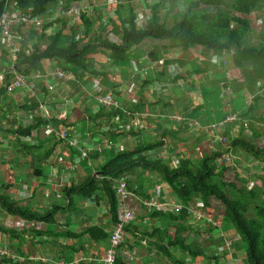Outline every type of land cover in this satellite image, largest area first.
<instances>
[{
	"label": "crops",
	"instance_id": "obj_1",
	"mask_svg": "<svg viewBox=\"0 0 264 264\" xmlns=\"http://www.w3.org/2000/svg\"><path fill=\"white\" fill-rule=\"evenodd\" d=\"M107 1L98 0L96 2V4L102 5L101 11H107ZM116 2L118 3V0ZM83 3L88 5V1ZM118 6H114L112 9H116L115 11L111 9V13L114 14L118 11L121 13ZM134 7L135 9L139 7L138 3ZM76 8L81 10L77 20L81 24L80 15L85 7L79 3ZM126 11L128 12L127 8ZM135 13L137 23L142 16L145 17V20L150 21V13L143 14L138 10H135ZM116 17L122 20L127 18L121 14ZM116 17L114 20L117 19ZM102 18L98 20L92 16V19L97 21L92 33L93 40L112 42L110 39L112 36L117 39L112 43L121 46V34H115L112 26L114 22L105 21L104 16ZM72 21L73 19L68 21L69 28L74 25ZM115 24L120 26L121 22H115ZM30 29H24L23 36L31 39L32 47L38 42L41 49H45L48 46L47 40L39 41L43 32L38 31V34H33L37 30L32 33ZM74 30L83 37L82 33L85 31L83 27ZM46 33L49 34V32ZM107 33H112L108 36L109 39L105 38ZM97 35L99 36L97 37ZM89 40L87 38L84 42L88 43ZM172 47L170 42L149 40L139 46L138 49L142 52L140 56L135 58L133 53L127 62L119 66L114 65L111 52L100 51L98 55L94 56L97 64V76L73 71L63 60H46L41 63L35 73V75H41V79L29 80V88L14 92L8 90L4 95L1 91L6 88L5 77L12 65L0 61V92L2 93L0 96V194L9 192L6 195L19 201L22 205L27 204L32 211L41 215L53 213L55 218L49 223L25 221L9 215L0 208V249L8 248L17 256L23 257L25 261L20 264H102L101 260L110 247V236L114 227L110 206L102 194L88 199L73 190L72 193H68V189L84 183L90 177L97 178L98 169L119 153L154 145L165 137L163 139L165 146L149 153V156L158 155V151L171 145L169 144L171 141L173 143L180 141L178 137L181 135L182 129L187 131L189 126L192 129L190 128L191 130L187 133L196 135L194 133L200 130L208 134V132L199 129L196 124L203 128L209 127L223 121L231 112H223L222 108L217 111L218 113L208 114L205 112L204 106L207 102L203 93L202 101L194 102L196 96L195 89H192L196 80L194 75L198 71L203 74L204 66L198 70L199 67L195 68L197 63L193 67V61L190 62V59L186 58L187 55L182 56L181 50H174ZM157 52L162 57H160V61L152 62L150 54ZM201 55L204 57L202 53ZM206 55L212 56L211 61L213 58L217 60L218 68L224 74L221 79L225 88L228 78L225 77L223 69L228 65L232 66L230 56L215 55L213 57L210 53H206ZM145 68H151L147 78L151 83L144 89L143 108L138 112L149 114L151 117L145 123L146 128L139 131L132 126V121L128 118L124 119L119 115L105 116L97 102V97L113 94L122 101L127 109L135 110L139 105L143 89L140 86L141 83L134 81L132 77L136 69L141 71ZM57 72L68 74L70 79L59 81L54 77ZM177 76H188V78L177 81ZM216 79L220 80V78ZM166 82L172 85L163 90L161 85ZM262 83L264 80L257 84V87ZM178 85L185 86L184 93L188 91V97L184 102L186 111L183 113H186L185 115L179 113L180 108L176 103V100L183 96L180 95L183 91L179 89ZM233 90L234 88H232ZM257 92L260 93L258 88ZM187 100H191L193 104L187 103ZM214 101V95H208V102L213 103ZM175 105L176 107H174ZM168 110L169 112H167ZM201 110L202 112L196 114ZM178 116L183 117V121L178 122ZM37 119L55 120L57 123L51 125L58 131L68 132L70 138L79 141V147L70 148L56 137H47L45 127L34 132L31 138L24 140H20L14 134L19 127H27ZM217 133L220 132L212 133V136H215V142L227 145L226 137L221 139ZM198 141L200 140L198 139ZM26 145L36 149L34 151L27 150V148L25 149ZM81 150L88 152V161L81 160ZM171 154H174L171 157H175V159L170 157L172 164L182 158L177 152ZM231 157L232 155L224 157L231 161L228 165L233 161V157L232 159ZM245 160L243 165L251 162L249 155ZM255 166L262 172L264 159L257 160ZM127 180L136 195L132 204L136 220L127 228V235L118 258L121 261L119 264H172L161 250L168 245L169 238L183 227V223L173 221L168 216L169 214H179L165 209H147L145 201L156 200L160 203H170L177 200L175 195L161 176L151 174L143 169L131 173ZM201 205L202 203L197 202L194 207L189 209L192 215L193 212L199 211L209 216L202 208H198ZM158 212L161 216L153 217ZM194 222L193 219V225ZM209 225L195 224L194 227L195 230L204 232L209 229ZM90 229H98L107 234L109 238L100 241L94 240L87 234ZM227 230L236 245L242 246L238 234L232 229ZM97 235L101 236L99 233ZM214 236L216 239L219 238L217 233ZM209 238L208 236L204 240L200 238L193 240V246L197 247L196 249L198 246H203L208 250L207 243L208 247L212 244L208 240ZM225 246V241H221V238L216 241L215 252L220 257L219 262L214 261L215 264L222 262L224 264L225 261V264H241L245 260L243 249H240L241 251L237 253V259H235L236 255L232 251L231 254L228 253ZM221 247L223 248L220 251ZM171 252L189 264H199L198 260L201 259L208 261L205 258L191 259L188 254L177 249H172ZM227 255L233 256V260H229ZM129 256L133 258V261L128 258ZM239 257L240 259H238ZM3 260L0 258V264L8 263Z\"/></svg>",
	"mask_w": 264,
	"mask_h": 264
},
{
	"label": "trees",
	"instance_id": "obj_2",
	"mask_svg": "<svg viewBox=\"0 0 264 264\" xmlns=\"http://www.w3.org/2000/svg\"><path fill=\"white\" fill-rule=\"evenodd\" d=\"M86 1L91 2V0H66L63 7V0H0V17L6 12H10L11 15H29L31 18L39 17L46 21L39 39L40 42L43 39L47 40L48 46L45 49H41L38 42L32 47L30 45L31 39L23 36V30L30 28L22 26L15 31L22 38L15 54L14 69L17 73L32 77L42 62L63 60L73 71L97 76V64L94 56L98 55L100 51L111 52L114 65L119 66L129 60V50L132 47H139L149 40L170 42L171 46L177 44L176 46L180 47L183 56L190 54L197 48H203L207 53L216 56H230L234 66L238 68L251 66L253 68L252 72L246 73L243 82L247 85L248 94L251 95L252 101L246 113L241 111L243 120L249 121L250 126L247 134L250 137H246L243 131L238 137L233 138L231 131L233 127H229L225 132L226 144L230 145L229 151L233 149L234 152L239 151L254 156L253 158L259 161L264 159L262 141L259 146V141L264 138V131L256 126L257 123L264 125V116L259 114V111L264 107V99L257 92V84L264 80V25L262 43L258 47L250 44L253 36V21L250 17L255 16L264 7V0H195L189 4L187 11H179L173 15L172 25L167 23V17L163 19L161 12L165 1H160L152 5L150 21L142 29L137 26L134 0H118L119 10L123 8L128 10L127 18L120 19V26L115 22L112 23L114 31L121 34V46L106 40H93L92 33L97 21L93 20L88 13L83 12L80 16L81 25L85 29L82 33L83 37L77 35L73 28H69L68 20L63 17H60L56 23L49 21L54 18L53 9L55 7L60 11L68 10L72 4H81ZM210 9L214 10L211 12ZM179 19L181 20L179 21ZM30 30L32 33L35 31L32 28ZM33 34H38V31ZM77 36H79L78 39ZM31 38L33 37L31 36ZM87 38L90 40L85 43ZM160 57L162 56L158 52L150 54L152 62L160 61ZM0 61L13 65L12 57L1 39ZM197 73L201 74L200 71ZM187 78L188 76H177L176 80H186ZM13 79L14 76L8 74L5 77L7 85H10ZM146 80L144 84L147 86L151 82ZM247 89L238 87L234 88V91L242 95L241 92ZM7 91L8 89L3 88L1 92L4 95ZM1 92L0 96L2 95ZM245 96L246 94H244V100ZM144 100L145 97L141 96L139 105L136 106L135 110L130 111H141ZM102 110L105 116L119 115L121 118H126L121 110L108 111L104 108ZM56 123L55 120L37 119L27 127H19L14 134L20 140H24L31 138L34 132L40 128H46ZM163 139L165 137L154 145L119 153L98 169L97 178L90 177L84 183L72 186L71 189H68V193H72L73 190L88 199L102 194L110 206L115 224L117 202L114 183L127 179L134 171L143 169L151 174L161 176L171 188L176 199L187 209L179 215L165 214L170 216L173 221L183 223V227L179 228L175 235L169 238L168 245L161 250L172 264H189L173 255L172 249L188 254L191 259L205 258L219 262L220 256L215 252L216 241L221 238V241L224 242L226 237L229 238L227 229L234 230L242 243V246H237L236 242L233 241L231 248L226 247L228 253L231 254L232 251L237 255L241 251L240 249H243L245 260L241 264H264V200L261 198L262 189L250 190L247 178H243L240 172L228 165L230 160L225 159V162L218 166L219 159L225 157L223 153L206 156L198 164L193 163L191 159H183L176 166L172 165L171 159L149 156L150 152L165 146ZM26 148L27 150L32 149V151L36 149L29 145H26ZM261 183L264 189V178L261 179ZM197 202L202 203L198 208H202L215 221L221 220L219 228L209 225V229L204 232L195 230L194 217L189 209L194 207ZM0 208L9 215L25 221L49 223L55 220L53 213L41 215L32 211L27 204L22 205L19 201L5 194H0ZM157 216H161L159 212L153 215V217ZM98 233L101 236H98ZM215 233L218 234V239L214 236ZM221 233H224L225 236L222 237ZM87 234L97 241L109 238L107 234L98 229H90ZM208 236L210 237L208 240L212 242L208 250L205 248L196 249L193 246V240L198 238L204 240ZM6 249L11 254H15L10 249ZM3 261L8 262L7 264L21 263L8 257ZM119 263L121 261L117 260V264ZM219 264H223V262Z\"/></svg>",
	"mask_w": 264,
	"mask_h": 264
},
{
	"label": "rangeland",
	"instance_id": "obj_3",
	"mask_svg": "<svg viewBox=\"0 0 264 264\" xmlns=\"http://www.w3.org/2000/svg\"><path fill=\"white\" fill-rule=\"evenodd\" d=\"M97 1L98 0H91V2L87 3L88 5L81 3V5H83L85 7L84 12L91 15L87 8L89 6H91L92 4L96 3ZM160 1H165V5H164L163 10L161 12L163 19H165L167 17L166 18L167 23L172 25L173 24V18H172L173 15H175L179 11H183V12L187 11L189 4L195 0H134L133 5L138 3L139 7L136 8V11L138 10L139 13L141 12L143 14H149L150 13V16H151L152 5L154 3H158ZM65 2H66V0H63V7H64ZM118 5H119V3H117L116 0H108L107 1V7H106L107 11H105V10L101 11L102 5L97 3L95 6V9H94L95 11H94L93 15H91V16H94V18L98 19V20L103 19L102 16H104L105 21H107V22L108 21L109 22L110 21L121 22L120 18H117L118 16L116 17V15L121 14L124 17V16H127L128 12L126 11V8H123L120 10L121 13L119 11L117 13H114V14L111 13V9L114 6H118ZM115 9L114 10L112 9V10L115 11ZM213 10L214 9H210L211 12ZM53 14H54V17H57L58 15H60V9H57V7H55L53 9ZM61 16H66V15L61 14L60 17ZM115 17L117 19L114 20ZM180 18H182V17H180ZM250 18L253 21V24H252L253 36L251 38L250 44L258 47L262 43V40H263L264 7L262 9H260L256 13L255 16H251ZM180 20L181 19H179V21ZM147 22L148 21L145 20V17L142 16V18H139V22L137 23V26L139 25L140 27H145ZM110 25H111V23H110ZM72 26H73L72 27L73 29H75V28L81 29V27H82V25L79 22L75 23ZM76 34L80 35L77 31H76ZM111 34L112 33H107L105 35V38L109 39L108 36ZM115 34H117V32H115ZM98 36L99 35H97V37ZM95 38H96V36H95ZM110 39L112 40V42L117 41V39L115 37H112V36ZM176 45L173 46L172 48H174V50H180V47L176 46ZM138 48L139 47H132L129 50V56H131L133 53H134L135 58L140 56L141 55L140 53H142V52ZM201 53L204 55V57H202ZM206 53L207 52L203 48H197V49H194L190 54H188L186 56L187 59H190V62L193 61V67L195 66V63H197L195 68L199 67L198 70H201V67L204 66V68L202 69V71H204L203 74H197V72H195V75H194V77L196 79L195 84L193 85V88H192V89H195V94H196V96L194 98V102H197V100L201 102L202 101L201 96L203 93V95H204L203 97H204L205 101L207 102L204 106V111L207 112L208 114H212L213 112H217L218 110H220L222 108L223 112L224 111L225 112H229V111L237 112L238 111L241 113V115H243L242 112L246 113L248 111V108H249L251 101H252L251 95L248 94L249 90L247 89V85H245L243 82H244V78H245L246 73L252 72L253 68L251 66H247L245 68H238V67L236 68V67H234L232 59L230 57V61H231L232 66L227 64L228 67L226 66V68L223 69L225 71V77H227L229 79V80L227 79V81H228L227 83L224 82V83H226V86L224 88L223 82L221 79V78H223V75H224L223 71L219 70L220 68H218L219 66L217 64V60H214V58H213V61H211L210 59L212 56L210 57L209 55H206ZM181 55L183 56V52H181ZM214 56L215 55H213V57ZM216 78H220V80H217ZM146 81H150V80L147 79ZM144 83H145V81H143L140 86L143 89V92H141V96L145 97L144 89H145L146 85ZM171 85L172 84H169V82L162 83L161 88L163 90H165ZM178 87L182 91L185 89V86L181 87L178 85ZM238 87H240V88L244 87L247 90L242 91L241 92V93H243L242 95H240L238 92H235L234 90L232 91V88H238ZM26 88H29V81L27 83ZM262 89H264L263 83L258 86V90L260 92ZM157 92L160 93V91H158V90H157ZM184 92L185 91L180 93V95H183V96L180 97L178 100H176V103H177L178 107L180 108L179 113L185 115L186 113H183L186 111V109H184V105H185L184 102L186 100L185 98L188 97V91H187V93H184ZM192 94H194L193 91H192ZM212 94L214 95L215 101L213 103L212 102L209 103L208 102V95L210 96ZM244 94H246V96H245L246 101L243 99ZM262 95H263V99H264V94H262ZM114 97H115V95H114ZM115 98L117 100H120L118 97H115ZM121 103H122V101H121ZM187 103L193 104V102H191V100H187ZM263 104H264V101H263ZM174 107H176V105ZM175 109L177 110V108H175ZM169 110L167 112H169ZM200 112H202V110L199 112H196V114L200 113ZM259 112H260L259 114L261 116H264V107ZM28 122H30V121L28 120ZM257 124H256V126L258 127V129H260L261 131H264V125H261L259 123H257ZM190 128L191 127L188 126L187 131L192 129V128L191 129ZM187 131L182 129L181 135L178 137V138H180L179 139L180 141H177L174 143L171 141L172 143L171 142L169 143L171 145H168L166 148H163L161 151H158L159 152L158 155L153 154L151 157L154 158V157L159 156V157L165 158V159H171V158L175 159V157H171L172 155H174L171 153L177 152L178 155L182 156L183 159H191L193 161V163L198 164L206 156H209V155L211 156L214 153H223L224 156H226V155L231 156L232 155L233 161L229 166H232L235 170L240 172L243 178L244 177L247 178V180L249 181L248 187L250 190L255 189V188H258L260 190L262 189L261 198L264 200V189H263L262 183H261V179L264 177V170L261 172L255 166V163L257 160L255 158H253L254 156H249V161H251V162H248L247 165H243L246 161L245 158H247V156H248L245 153H241L239 151H235V152L231 151V150L229 151L230 145L229 144L222 145L221 142L220 143L215 142L216 139H215V136H212L213 135L212 133L207 134V133L201 132L199 130V131H196L194 133L197 135L196 136V135H192L189 132L187 133ZM231 131H232V137L233 138L238 137L243 131H244L246 137H250V135L247 134L248 131H246L245 128L239 129V128L233 127L231 129ZM217 135H219L220 138H224L225 132L217 133ZM198 139L200 141H198ZM261 141H262V144H264V138H262L259 141V146L261 144ZM232 157H231V159H232ZM182 158H180V159L182 160ZM180 159H178V161ZM178 161H177V163H173L172 165L173 166L179 165ZM224 162H225V159L223 157V158L219 159L217 165L219 166ZM230 162H228V164ZM4 194L5 195L9 194V192H6ZM60 203H63V202H60ZM206 214H208V213H206ZM217 223L220 224L221 220L217 219ZM3 225H4V222H3ZM230 236H229L228 240L234 241L231 239ZM226 247H228V245L225 246V249H226ZM201 248H205V247L198 246V249H201ZM207 248H208V243H207ZM222 248L223 247H221L219 250L221 251ZM4 249H6V248H4ZM227 257L229 260L230 259L233 260V256L227 255ZM234 258L237 259V255L234 256ZM238 259H240V257ZM198 262H199V264H202V263L203 264H215V262L212 260L205 261V260L201 259V260H198Z\"/></svg>",
	"mask_w": 264,
	"mask_h": 264
},
{
	"label": "built area",
	"instance_id": "obj_4",
	"mask_svg": "<svg viewBox=\"0 0 264 264\" xmlns=\"http://www.w3.org/2000/svg\"><path fill=\"white\" fill-rule=\"evenodd\" d=\"M96 3L89 6L87 9L89 13H94ZM85 9H83L84 11ZM80 8H76L75 6L71 7L67 12L64 13L65 17H73V15L77 14L76 20L79 19V12ZM82 11V12H83ZM81 16V15H80ZM59 15L53 20V22L57 21ZM46 22L42 18H31L29 15H11L9 12H6L0 17V39L2 40L3 45L9 51V55L12 57L13 62L15 63V54L17 52L18 43H20L21 39L15 31L22 26H26L28 28H33L35 30H42L45 26ZM140 29L144 27H140ZM136 67V66H135ZM12 69V67H11ZM151 68H145L141 71L135 70L133 74V80L138 82H143L147 79L150 75ZM13 70V69H12ZM15 77L13 82L10 84L8 89L10 91H16L19 89H24L27 87L28 78L22 74H19L13 71ZM1 74V71H0ZM54 77L59 81H66L70 79V76L64 72H57L55 73ZM41 75H35L32 79H41ZM264 84V83H263ZM264 89H262L261 96L263 97ZM97 102L101 107L110 111V110H121L125 115L126 118L132 121V126L139 131H143L146 128V121L150 119L149 114H143L139 112H131L127 109L120 100H117L113 94H105L99 95L97 97ZM178 122L183 121V117L178 116ZM196 126L208 133H216V132H226L229 127L235 128H245L246 131L249 129V121L243 120L242 115L240 112H231L229 113L225 119L217 124H213L209 127L203 128L200 125L196 124ZM45 135L47 137H56L57 139L64 142L65 145H68L70 148H78L79 141L76 139H72L69 137L68 132L58 131L55 129L53 125H49L45 129ZM222 139V138H221ZM222 141V140H221ZM112 145V144H111ZM80 157L82 161L89 159L88 152L85 150H81ZM114 191L115 197L117 202V220L114 224L113 230L110 236V247L106 251L105 256L101 260L102 264H117V260L120 256V251L123 247L126 235H127V228L132 225V223L136 220V215L134 210L132 209V204L136 199V195L133 190L130 188L129 182L127 179H122L120 181H116L114 183ZM145 207L150 210L154 209H165L167 211H171L176 214L183 213L186 211V207L180 203L178 200L171 201L170 203H160L156 200H147L145 201ZM194 215V225L197 224H210L215 228H219L220 224L217 223L213 218L205 215L202 212L196 211L193 212ZM225 234L222 233V237ZM232 242L225 238V245H228L229 248L232 247ZM6 257L10 258L11 260L18 261L23 263L25 259L23 257H19L15 254H11V252L7 249H0V258L5 259ZM131 261L133 258L131 256L128 257Z\"/></svg>",
	"mask_w": 264,
	"mask_h": 264
},
{
	"label": "clouds",
	"instance_id": "obj_5",
	"mask_svg": "<svg viewBox=\"0 0 264 264\" xmlns=\"http://www.w3.org/2000/svg\"><path fill=\"white\" fill-rule=\"evenodd\" d=\"M78 4H79V3L72 4L71 7H72V6H73V7H74V6L76 7ZM71 7H70V8H71ZM70 8H69V9H70ZM69 9H68V10H69ZM68 10H62V11H60V15H61V14H64V13L67 12ZM83 12H84V11H83ZM83 12H82V13H83ZM60 15H59V16H60ZM76 16H77V14L73 15V17H71V18H69V17H65V16H61V17L67 19L68 21H70L71 19H73L72 23L75 24V23H77ZM59 18H60V17H58V19H59ZM54 19H55V17L52 18V19L49 20V21L53 22ZM58 19H57V20H58ZM45 22H46V21H45ZM56 22H57V21H55L54 23H56ZM69 25H70V23H69ZM44 27H45V26H44ZM55 27H57V25H55ZM32 29H33V28H32ZM43 29H44V28H43ZM43 29H42V30H43ZM34 30H35V29H34ZM42 30H37V31H41V32H42ZM20 39H21V38H20ZM20 42H21V41H20ZM18 45H19V43H18ZM14 66H15V65H14V62H13V65L11 66L13 70L11 69V70L9 71L8 74H12V75L15 77V75H14V73H13V71H15ZM15 72H16V71H15ZM34 76H35V74H34L32 77H34ZM32 77H27V78H28V81H29V80H33ZM13 80H14V79H13ZM34 80H35V79H34ZM12 82H13V81H12ZM12 82H11V83H12ZM11 83H10V84H11ZM141 83H142V82H141ZM9 86H10V85H7V84H6V89H8ZM8 90H9V89H8ZM19 90H20V89H19ZM9 91H10V90H9ZM16 91H17V90H16ZM10 92H14V91H10ZM261 93H262V90H261L260 94H261ZM221 236H222V233H221ZM226 238H227V237H226ZM227 239H228V238H227ZM224 240H225V239H224ZM225 244H226V243H225Z\"/></svg>",
	"mask_w": 264,
	"mask_h": 264
}]
</instances>
